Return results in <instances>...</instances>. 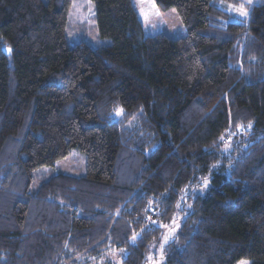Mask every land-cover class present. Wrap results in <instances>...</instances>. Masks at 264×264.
I'll list each match as a JSON object with an SVG mask.
<instances>
[{
    "label": "trees",
    "instance_id": "obj_1",
    "mask_svg": "<svg viewBox=\"0 0 264 264\" xmlns=\"http://www.w3.org/2000/svg\"><path fill=\"white\" fill-rule=\"evenodd\" d=\"M91 1L95 48L67 42L72 0H0V264H145L177 215L162 264H264V0H153L179 38ZM72 150L85 174L30 193Z\"/></svg>",
    "mask_w": 264,
    "mask_h": 264
},
{
    "label": "rangeland",
    "instance_id": "obj_2",
    "mask_svg": "<svg viewBox=\"0 0 264 264\" xmlns=\"http://www.w3.org/2000/svg\"><path fill=\"white\" fill-rule=\"evenodd\" d=\"M238 4L229 2H220L219 6L222 10L231 13L237 18H243L236 11V8L240 5L242 0ZM255 0H243L247 9L251 6ZM132 4L138 14L141 24L144 28V32L148 36H155L163 34L171 38H179L186 35V30L183 23L175 9H169L162 11L156 7L153 0H132ZM154 5V7H153ZM231 6V7H230ZM141 9L149 14L148 22L145 23L144 18L141 15ZM67 42L70 46H73L80 42H85L92 47H98L101 43L99 37L98 28L95 21V7L91 0H72L71 8L69 10V19L67 26ZM231 139L226 138L225 143H229ZM86 172V157L78 151L72 150L71 153L58 160L54 166L45 167L36 170L33 173V180L29 188V192H34L39 185L56 174H64L74 177L83 176ZM206 185L205 181L202 183L201 188ZM192 191V189H191ZM188 191L184 194L183 201L179 205V211L185 207V200ZM180 215H177L172 222L164 229V235L159 247L154 251L145 264H162L163 262V247L169 243L175 236V233L179 226ZM124 255L120 250H106L98 258L87 260L88 264H120V257ZM85 259L83 257L80 258ZM250 264V261L242 260L237 264Z\"/></svg>",
    "mask_w": 264,
    "mask_h": 264
},
{
    "label": "snow or ice",
    "instance_id": "obj_3",
    "mask_svg": "<svg viewBox=\"0 0 264 264\" xmlns=\"http://www.w3.org/2000/svg\"><path fill=\"white\" fill-rule=\"evenodd\" d=\"M143 2V0H141V3ZM154 7V5H153ZM231 7V6H230ZM236 11L239 13L240 16L242 17H246L248 15V12H247V6L245 3H243V0L242 2L240 3V5L236 8ZM141 15L142 17L144 18L145 20V23L148 22V19H149V14L146 13L143 9H141ZM114 112H115V115L116 116H120L123 112V109L117 107L114 109ZM205 183H207V181H205ZM245 264H247V262H245Z\"/></svg>",
    "mask_w": 264,
    "mask_h": 264
}]
</instances>
